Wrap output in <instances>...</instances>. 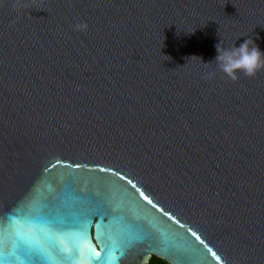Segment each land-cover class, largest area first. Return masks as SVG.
Wrapping results in <instances>:
<instances>
[{
  "label": "water",
  "instance_id": "95a60500",
  "mask_svg": "<svg viewBox=\"0 0 264 264\" xmlns=\"http://www.w3.org/2000/svg\"><path fill=\"white\" fill-rule=\"evenodd\" d=\"M248 37L264 0H0V230L70 185L87 235L21 226L38 264H264V70L214 61Z\"/></svg>",
  "mask_w": 264,
  "mask_h": 264
},
{
  "label": "snow or ice",
  "instance_id": "6c2138e0",
  "mask_svg": "<svg viewBox=\"0 0 264 264\" xmlns=\"http://www.w3.org/2000/svg\"><path fill=\"white\" fill-rule=\"evenodd\" d=\"M70 166L80 167L79 164ZM100 171L108 172L113 170L101 168ZM115 174L119 175V173ZM121 179H127V177H121ZM128 183L131 184L132 181L129 180ZM133 187H135L134 184ZM140 195L149 204H153V201L143 191H140ZM20 199L22 202L28 201L31 199V193H23ZM75 199L77 197L71 192L69 185L56 198L55 202L39 203L34 201L27 211L24 210L23 203H21V207L17 209L16 215H13L11 212H6V218L10 222V228L15 227V235L10 237L9 229L0 230V264H15L16 261L20 260L26 261L27 264H38V261L54 259L40 240L22 231L21 226L25 229H38L49 243L54 247L59 246L60 252L69 251L63 247V241L70 239L74 235L72 229H77L78 234L83 237L87 235L88 227L91 224V220L84 217L82 213H77L72 210L71 201ZM61 200L63 201L62 203ZM153 206L155 207L156 205ZM62 208L65 211H61ZM160 211H163V209H160ZM164 214L175 220V217L171 216L170 213L165 212ZM176 222L179 223V221ZM189 231L200 244L205 243L200 235L191 231V229ZM8 238L14 239L15 241L12 251H7L4 248V242ZM208 251L211 252V255L216 261H220L221 257L215 251H212L211 248ZM77 254H82V250L78 246H74L68 258L72 259ZM99 256V253H95V255L89 253V261L98 259Z\"/></svg>",
  "mask_w": 264,
  "mask_h": 264
},
{
  "label": "clouds",
  "instance_id": "9594fccd",
  "mask_svg": "<svg viewBox=\"0 0 264 264\" xmlns=\"http://www.w3.org/2000/svg\"><path fill=\"white\" fill-rule=\"evenodd\" d=\"M78 28L86 25L78 24ZM217 44V56L215 63L219 71L223 72L230 79H238L240 73L246 76H254L258 71L264 70V51L255 41L248 37L239 46L236 43L231 47Z\"/></svg>",
  "mask_w": 264,
  "mask_h": 264
},
{
  "label": "trees",
  "instance_id": "16d2710c",
  "mask_svg": "<svg viewBox=\"0 0 264 264\" xmlns=\"http://www.w3.org/2000/svg\"><path fill=\"white\" fill-rule=\"evenodd\" d=\"M147 264H168V263L157 257L152 256Z\"/></svg>",
  "mask_w": 264,
  "mask_h": 264
}]
</instances>
